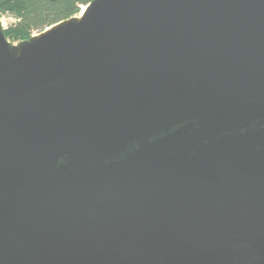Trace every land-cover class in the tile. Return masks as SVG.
Segmentation results:
<instances>
[{
  "label": "water",
  "instance_id": "95a60500",
  "mask_svg": "<svg viewBox=\"0 0 264 264\" xmlns=\"http://www.w3.org/2000/svg\"><path fill=\"white\" fill-rule=\"evenodd\" d=\"M3 29L0 264H264V0Z\"/></svg>",
  "mask_w": 264,
  "mask_h": 264
},
{
  "label": "trees",
  "instance_id": "16d2710c",
  "mask_svg": "<svg viewBox=\"0 0 264 264\" xmlns=\"http://www.w3.org/2000/svg\"><path fill=\"white\" fill-rule=\"evenodd\" d=\"M91 0H0V15L13 18L4 28L6 38L17 43L29 39L33 33L78 14L81 5Z\"/></svg>",
  "mask_w": 264,
  "mask_h": 264
},
{
  "label": "rangeland",
  "instance_id": "374dc122",
  "mask_svg": "<svg viewBox=\"0 0 264 264\" xmlns=\"http://www.w3.org/2000/svg\"><path fill=\"white\" fill-rule=\"evenodd\" d=\"M13 21H14L13 18L8 16L7 14H1L0 15V22H1L2 26H3V28H7L10 24H12ZM36 33L37 32H35V34Z\"/></svg>",
  "mask_w": 264,
  "mask_h": 264
},
{
  "label": "built area",
  "instance_id": "2783aa9c",
  "mask_svg": "<svg viewBox=\"0 0 264 264\" xmlns=\"http://www.w3.org/2000/svg\"><path fill=\"white\" fill-rule=\"evenodd\" d=\"M84 9H85V6L81 5V6H80V10H79L77 16L81 15L82 12L84 11ZM36 34H37V33H36ZM33 35H35V33H33Z\"/></svg>",
  "mask_w": 264,
  "mask_h": 264
}]
</instances>
